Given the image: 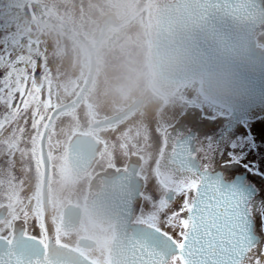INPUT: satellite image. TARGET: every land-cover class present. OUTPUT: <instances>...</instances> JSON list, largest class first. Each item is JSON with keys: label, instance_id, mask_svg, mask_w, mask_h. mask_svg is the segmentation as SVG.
Listing matches in <instances>:
<instances>
[{"label": "flooded vegetation", "instance_id": "1", "mask_svg": "<svg viewBox=\"0 0 264 264\" xmlns=\"http://www.w3.org/2000/svg\"><path fill=\"white\" fill-rule=\"evenodd\" d=\"M180 1L109 0L104 19L114 21L106 27L93 65L89 47L104 19L98 34H69L75 56L82 45L87 57L82 68L78 59L73 63L65 82L64 69L49 58L45 40L26 32L23 54L15 52L0 74V239L34 240L48 254L61 256L63 264H129L142 233L138 219L165 197V180L178 181L205 165L224 172L215 151H228L233 144L243 147L241 163L250 166L249 172L253 162L258 169L264 159V0L236 4L237 12L248 10V17L232 30L254 41L244 53L248 74L214 69L223 60V47L207 43L204 36L203 53L195 56L187 41L160 49L159 9H172ZM179 13L173 12L176 33L184 29L186 17ZM29 14L44 28L51 21L58 24L43 8L36 6ZM207 14L201 11L187 20L185 30L223 32L220 25L208 26ZM35 24L28 26L39 30ZM127 30H138L143 39L138 69L125 58L116 63L111 58L118 50L125 55L126 48L119 44L114 49L111 41ZM177 39L173 35V42ZM8 40L5 51L21 46L11 35ZM64 49L61 43L56 54ZM130 65L134 73L123 76ZM196 65L199 71L193 70ZM91 67L93 77L82 94ZM120 77L143 82L140 93L130 96L124 90L99 107L94 93L101 79L121 95L120 87L112 86ZM152 106L158 116L149 126L142 115L151 113ZM244 183L249 192L257 187L251 175ZM184 199L183 194L173 196L159 214L158 226L177 240L180 229L165 221Z\"/></svg>", "mask_w": 264, "mask_h": 264}, {"label": "snow or ice", "instance_id": "2", "mask_svg": "<svg viewBox=\"0 0 264 264\" xmlns=\"http://www.w3.org/2000/svg\"><path fill=\"white\" fill-rule=\"evenodd\" d=\"M243 151L237 144L228 151H215L231 179L205 165L190 169L178 181L165 180V197L138 219L142 233L129 264H264V159L258 169L253 162L249 172L250 166L241 163ZM246 175L257 185L251 192L244 183ZM177 194L185 199L165 223L180 229L179 240L158 226L159 214Z\"/></svg>", "mask_w": 264, "mask_h": 264}, {"label": "rangeland", "instance_id": "3", "mask_svg": "<svg viewBox=\"0 0 264 264\" xmlns=\"http://www.w3.org/2000/svg\"><path fill=\"white\" fill-rule=\"evenodd\" d=\"M109 4V0H41V3H30L28 0L13 1L12 5L19 7L18 9H16L18 13L12 16L13 20L11 22H7L6 20H3V18H0V59L3 60V56L8 55L6 57V62L5 60H3L0 63V74L3 71L2 66L7 67L6 64L10 63L12 58H14L12 57V55L15 52L23 54L24 47L21 44H24L23 40H25V34L27 32V34L31 33V37L33 36L36 38V36H38V38L45 40L49 47V58L54 60L55 63H58V68H60L61 66L64 69L65 82L66 75L69 76L71 71H73V63L78 59L80 67L82 68V60L87 57L86 50L82 45H80L78 49V56H75L71 34L77 35L78 33L79 37L81 38L87 32L96 31V34H98L100 23L104 19L105 13L111 5ZM36 6L37 8H43L46 11L48 17L55 18L58 24L54 21H51V23L45 25L44 28V25L38 23V21L35 22V20L31 19L30 16H25V14L21 19L20 14L24 13L25 7L29 13L30 10H33V8H35ZM30 19L32 20V22L30 21ZM30 22L33 24L36 23L35 25L39 27V30L33 31L32 28L34 27L30 29V26H28V24H31ZM137 32L138 30H127L120 32L117 34L115 39L111 41L115 43L114 49L117 48L119 44H122L124 49L126 48L125 55L123 56H121L120 50L115 51V54L111 57L113 58L114 63L120 62L125 58L127 59V63L130 62L137 69L139 68L138 65L140 64V60L142 57L141 45H144V43L143 39L140 38V35H136ZM10 35L14 38L13 42L16 47H18V45H21L17 49L15 48L17 51L13 49H9L8 51L4 50L5 44H8L10 42L8 40ZM135 35L137 36L136 38H134ZM16 40L19 41L18 45L15 42ZM61 43L63 44V47L65 49L59 51L60 53L59 55H57L56 49L57 46L59 47ZM10 50H12L13 53L10 52ZM101 51L105 53L106 49L104 50V48H102ZM127 53H129V56L127 55ZM133 73V67L131 66L128 69L126 68V72L123 74V76L129 74L131 75ZM133 80L130 81V78L120 77V79L113 80L112 86L117 85L118 87H120V89L118 90L120 94L122 91L126 90L128 95L131 96L133 93H140V88H142L141 86L144 85L143 82L133 83ZM105 84V81L101 79V82L99 83L98 88L94 93L97 102L100 101L99 107L105 106L103 105V101L108 100V97L110 96H123L122 94L117 95L114 91H111V88L114 87L106 88ZM152 108L153 109L151 113L150 111H148L147 113L142 115L143 124H149L150 126V124L156 120L158 116L156 114L157 108L153 106Z\"/></svg>", "mask_w": 264, "mask_h": 264}, {"label": "water", "instance_id": "4", "mask_svg": "<svg viewBox=\"0 0 264 264\" xmlns=\"http://www.w3.org/2000/svg\"><path fill=\"white\" fill-rule=\"evenodd\" d=\"M246 0H181L178 5L174 8H169L167 5L159 9L161 30L158 33V42L161 50L168 48L169 44L179 43L184 45V42L188 44V50H192L191 55L195 56L200 50V40L202 36L207 38V43L217 44L215 47H223L224 56L223 60H220L219 64L214 65V69H221L226 72L235 73L239 70H244L245 74H248V65L246 62V57L244 53L246 52L251 39L253 43L252 35H246L243 33H235L232 29L234 25L241 24L246 17H248V10L244 9L243 11L237 12L236 4L245 2ZM172 11V14L170 13ZM182 12L184 20V29L176 33L173 30L172 21L174 20L173 12ZM206 11L207 16L204 18V21L207 22L208 26L220 25L223 27V32L217 33L215 30L208 32L205 30L201 31H186L187 20L193 21L194 18H197L198 12ZM169 12V13H168ZM171 14V15H170ZM130 18L125 19L122 23L117 25H122L126 23ZM114 20L111 17H105L102 29L100 34L97 36L96 42L93 46L89 47V57L93 61L95 59V51L100 45L106 27L112 23ZM173 35L178 38L173 42ZM190 41L194 42L189 44ZM193 39V40H192ZM229 50V51H228ZM237 52L236 56H232L231 52ZM203 53V51H202ZM227 53H230L228 56ZM194 71H199L200 67L197 65L193 68ZM229 73V74H230ZM93 77V67L89 71L86 82L82 88V94L87 91L91 80ZM81 94V96H82ZM53 253V252H52ZM55 254V255H54ZM48 254L45 251V248L40 246L34 240L26 241H9L6 239H0V264H63L62 257L58 256L56 253ZM67 258V257H65Z\"/></svg>", "mask_w": 264, "mask_h": 264}, {"label": "trees", "instance_id": "5", "mask_svg": "<svg viewBox=\"0 0 264 264\" xmlns=\"http://www.w3.org/2000/svg\"><path fill=\"white\" fill-rule=\"evenodd\" d=\"M13 1L18 0H0V18H3V20H6L7 22H11L13 20L12 16L18 13L16 9L19 7L13 6ZM26 7L24 9V13L20 14L21 19L23 18L22 16H24V14L27 17L30 16Z\"/></svg>", "mask_w": 264, "mask_h": 264}]
</instances>
